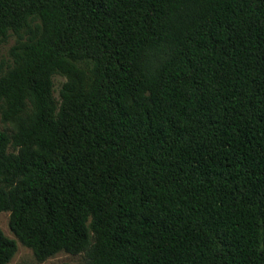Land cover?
Masks as SVG:
<instances>
[{
	"label": "trees",
	"instance_id": "obj_1",
	"mask_svg": "<svg viewBox=\"0 0 264 264\" xmlns=\"http://www.w3.org/2000/svg\"><path fill=\"white\" fill-rule=\"evenodd\" d=\"M10 38L0 214L38 263L264 264V0H0Z\"/></svg>",
	"mask_w": 264,
	"mask_h": 264
},
{
	"label": "rangeland",
	"instance_id": "obj_2",
	"mask_svg": "<svg viewBox=\"0 0 264 264\" xmlns=\"http://www.w3.org/2000/svg\"><path fill=\"white\" fill-rule=\"evenodd\" d=\"M14 44V39L10 38L8 41L2 45H0V61L5 62L8 58V50ZM64 82V78L60 76L53 77L54 83V97L58 99V92L61 84ZM9 222V213H1L0 214V230L3 234L14 240L17 246V251L14 257L11 259L9 264H80L86 260V256L84 253L79 255H69L65 253H58L55 256L47 259L43 263H38L33 253L30 249L24 247L17 238L12 234L8 226Z\"/></svg>",
	"mask_w": 264,
	"mask_h": 264
}]
</instances>
